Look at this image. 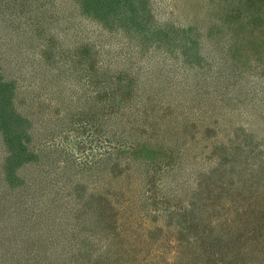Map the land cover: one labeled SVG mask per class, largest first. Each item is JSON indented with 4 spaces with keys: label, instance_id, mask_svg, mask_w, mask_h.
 <instances>
[{
    "label": "rangeland",
    "instance_id": "rangeland-1",
    "mask_svg": "<svg viewBox=\"0 0 264 264\" xmlns=\"http://www.w3.org/2000/svg\"><path fill=\"white\" fill-rule=\"evenodd\" d=\"M223 3L0 0V88L12 90V114L27 118L6 115L15 119L6 134L40 146L11 187L0 127V264L29 262L38 217L43 241L48 224L59 228L56 249L65 227L37 212L52 195L65 202L70 186L92 202L110 192L120 235L95 243L124 246L129 264H189V247L176 240L187 242V215L234 224L235 201L248 207L255 179L264 189V47L253 53L243 34L233 37ZM92 61L102 84L116 80L135 94L119 123L104 119L98 132L82 133L81 119L99 111ZM121 141L129 147L114 145Z\"/></svg>",
    "mask_w": 264,
    "mask_h": 264
},
{
    "label": "trees",
    "instance_id": "trees-1",
    "mask_svg": "<svg viewBox=\"0 0 264 264\" xmlns=\"http://www.w3.org/2000/svg\"><path fill=\"white\" fill-rule=\"evenodd\" d=\"M222 1L225 7L222 13L224 11L226 24H229V27L235 26V31L237 29L235 34L233 30V37L237 38L238 34H243L242 40L245 41L246 49L257 53L258 48L264 47V0ZM87 7L91 9L89 4ZM78 57L81 62V55ZM88 68L90 70V77L87 79L88 85L94 89V108L99 111L90 114L88 119H81L84 121L83 128H80L82 133L90 129L98 132L104 119L107 122L113 119L119 123L122 106L135 94L134 87L126 89L116 80L107 87L104 83L102 84L103 79L100 78L99 67H96L94 61L89 63ZM5 84H10L18 92L19 88L16 81ZM6 90H9L8 86H6ZM11 91L5 92L0 88V127L5 134L8 125L23 116L12 114L16 108L11 98ZM5 116L15 119H6ZM23 119L27 118L23 116ZM6 135L8 136L7 139H4L8 154L6 157L8 169H6L9 174L13 175L9 177L10 186L16 188L15 181L19 179L15 173L17 166H20L22 162L29 161L27 163H30L33 160L37 163L40 153L36 148L40 146L33 145V139L29 137L14 142L10 133ZM109 143L111 144L112 140L109 139ZM114 145H117L118 148L129 147L124 141L115 142ZM33 149H35L34 153ZM31 156L32 158H30ZM262 167L264 165L259 164L257 169ZM262 176L264 177V171ZM19 182L22 181L19 180ZM260 184L261 179H255V183H252L255 185V195L251 197L250 202L246 203L248 207L242 206L239 202L238 206L235 201L234 208L237 215L235 225L229 224L228 218L223 220V215L222 217L218 215L219 221L216 218L205 221L201 215L196 217V213L192 212L187 215L185 218L188 222L186 225L187 242H185L186 239L183 234L179 235L176 240L180 248L183 245L189 247L185 250L189 252L187 255L189 264H264V191H262L264 189L260 188ZM252 185L250 190L253 189ZM79 189L74 190L70 186L65 202H58V198L52 195L49 205L41 207L37 212L39 216L45 212L51 216L54 214V219L58 218L65 227L66 231L61 230L59 236L57 235V239L61 237V241L56 249L50 238L59 231V228L51 227L52 222L48 224L46 228L50 231L51 236H46L43 241L44 236L41 233L43 231L40 228V220L42 219L38 217L35 219L38 221L34 222L38 227L35 229L33 237L28 238L26 247L30 250L28 252L30 254L29 262H19L20 259H8L10 262L7 261L6 264H13L12 261H16V264H129L123 255L124 253L129 255L130 251L127 252L124 246H113L114 249H112L108 243H95L96 237H106L108 232L120 235L118 229L120 215L116 212L113 203L110 202V192H99L96 200L92 202L89 194L81 196L80 193L83 192L76 193ZM204 208H210L209 203L204 204ZM230 221L232 222V219ZM214 225H223L222 231L216 232L219 229H216ZM179 253L183 254V250L180 249ZM132 261L130 260L131 263Z\"/></svg>",
    "mask_w": 264,
    "mask_h": 264
}]
</instances>
